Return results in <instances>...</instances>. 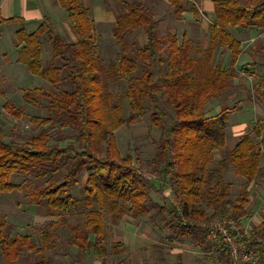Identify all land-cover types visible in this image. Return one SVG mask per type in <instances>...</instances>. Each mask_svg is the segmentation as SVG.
<instances>
[{"label": "trees", "instance_id": "16d2710c", "mask_svg": "<svg viewBox=\"0 0 264 264\" xmlns=\"http://www.w3.org/2000/svg\"><path fill=\"white\" fill-rule=\"evenodd\" d=\"M58 2L67 15L75 42H65L46 20L37 32L31 34L21 28L15 32L16 46L21 47L17 63L51 86L60 84L64 74L71 90L56 94L44 87L20 89L24 104L39 108L41 101L45 100L49 111L57 118L32 117L31 123L42 129L26 142H6L0 127V193L19 188L11 182L12 175H34L44 179L46 185L32 191L31 203L44 205L65 217L73 215L76 210L72 188L86 176L83 202L90 210L85 213L83 228H71V243L79 251L92 252L104 260L107 255L105 221L100 210L105 206L111 209L126 206V211L134 218L150 215V194L160 190L150 177L133 165L131 155H120L114 135L120 127L135 122L152 108V125L162 132L152 163L159 170L162 182L159 188L169 184L173 195L170 209L156 206L164 227L204 253L202 264H228L229 252L225 244L221 240L219 243L209 242L202 226L225 217L233 220L244 232L242 221L250 216L251 186L259 175H264V140L257 141L264 122L243 133L236 145L228 149L225 148L227 116L238 108H224L215 116H207L204 108L225 91L235 77L234 72L229 73L220 64H214L216 48L230 52L231 70L241 54L240 43L227 32V28L257 27L264 30V0H213L214 18L209 25V44L198 58L191 57L193 48L188 40L179 43L175 35L159 36L157 22L141 2L124 3L125 13L117 18L112 30L122 54L117 64H110L108 68L96 54L92 22L86 9L79 0ZM169 3L175 15L185 13L183 0H169ZM4 23L21 24L22 20H0V24ZM142 27L147 36L146 44L132 49L126 36L129 31ZM42 34L48 38L53 58L60 65L43 67ZM138 63L143 68L140 76L136 75ZM163 64L165 73L154 80L157 65ZM262 67L263 74L254 78L251 89L260 100H264V63ZM240 71L244 77H249L247 66H242ZM112 76L127 84L128 118H123L120 105L105 88V82ZM160 98L174 112L169 124L165 121L168 114ZM3 110L17 119L22 116V112L10 102L3 105ZM53 120L60 128L77 132L81 152L72 146L61 148L49 144L50 136L44 127ZM216 151L220 152L218 159H215ZM66 165H69L68 172L57 183L52 175ZM231 170L245 180L233 200L230 198L231 185L224 179ZM95 207L99 211L92 210ZM165 214L169 215V220L165 219ZM59 222L66 224L64 218ZM5 228L6 222L0 221V264H14L25 251L43 252L51 244L52 233L48 229L43 231L41 247H38L31 236H10L5 234ZM233 236L237 237L236 234ZM235 239L254 251L256 264H264V216L245 236ZM121 248L122 244L117 243L113 250ZM31 264L51 263L41 259Z\"/></svg>", "mask_w": 264, "mask_h": 264}, {"label": "rangeland", "instance_id": "374dc122", "mask_svg": "<svg viewBox=\"0 0 264 264\" xmlns=\"http://www.w3.org/2000/svg\"><path fill=\"white\" fill-rule=\"evenodd\" d=\"M142 4L148 8L146 6L148 4L147 2ZM148 10L156 21L152 11L150 9ZM158 16L161 15L158 14ZM166 20L167 16L163 21L165 22ZM164 22L160 28L157 25L159 36L166 37L168 34H172L177 37L180 43L182 35H185L192 41L193 51L191 57L198 58L203 55L201 52L207 48L209 42L208 30H206V33L203 30H196L189 34L188 29L184 26V21L179 18L178 23H172L175 26L168 28H165L166 25ZM1 30H5L9 35L8 37L14 40V26H6L1 28ZM94 31L97 34L95 36L97 56L104 61L105 68H108L110 64L116 65L119 56L122 54L120 44L116 42L112 32L110 33L109 30L101 29L100 27L94 29ZM59 36L65 42H70L68 34L62 32V36ZM4 37H2V42L7 47V39ZM126 40L132 49L142 48L147 41L144 28L129 31ZM40 42L43 67L47 65H60L59 61L53 58L51 45L46 35L44 42H42V39ZM11 53L12 51L7 55L8 61L5 62V59H0V92H6L8 101L22 112V116L19 119L14 118L3 110V106H1L0 127L4 132L6 142H26L32 136H36L42 129L41 126H34L31 123L30 119L32 117H51L55 119L57 116L49 111L48 103L45 100L41 101L39 108L24 104L22 94L19 91L20 88L33 89L35 87H44L56 94H63L64 92H69L71 86L65 79L64 74H62L63 80L60 84L56 86L47 84L43 79L31 75L24 66L20 64L16 66L14 58L13 61H10L9 58L15 56L14 54L13 56L10 55ZM163 56H166V54L164 53ZM227 56L230 57L228 50L216 48L214 64H220L229 73L234 72L235 77L225 91L205 106L204 111L207 116H215L220 114L224 108H238L236 112L230 113L227 116L225 148L230 149L236 145L239 136L250 131L255 124L259 123L260 119L264 122V103L252 93L251 89L254 83L252 82L251 86L245 83L249 79L244 77L240 71L241 67L245 65L236 68L235 64L234 69L231 70L229 63H226ZM243 56V59H240V64L243 62L249 63L250 60L253 62L258 61V56L262 55L259 52L251 51L243 53ZM10 65H13L12 69L8 68ZM142 70V66L138 63L136 75L140 76ZM165 70V64L157 65L154 80L161 78ZM105 83L106 90L114 97L115 103L120 105L123 118H128L130 113L128 110L129 100L126 97V82L120 81L115 76H112ZM160 102L168 114L165 121L169 124L173 119L174 112L170 106L164 104L162 98H160ZM251 103L253 106L255 105L252 109L248 107ZM152 113L153 109L149 108L143 117H139L129 125H123L114 132L120 155H131L133 165L142 174L150 177L156 187L160 189L159 193L151 192L150 194L149 206L150 208L152 207L150 215L134 218L126 211V206H120L119 209H111L108 206L102 208L100 211L105 221L104 245L107 251L106 257L102 260L95 257L92 252L79 251L71 243V228L77 226L83 228L85 213L87 210H90L86 208L83 202L85 196L83 188L86 176L81 177L79 183L71 191L72 197L76 199V210L74 214L63 217L44 205L37 206L31 203L30 195L32 191L37 187H44L46 185L44 179L34 175L14 174L11 177V182L18 185L19 188L10 193H0V221L4 220L6 222L5 234L10 236L15 234L29 235L34 239L37 246L41 247L43 231L48 229L52 233L51 244L47 249L43 252L25 251L14 264H31L41 259L48 260L51 264H202L205 258L204 253L192 248L188 240L166 229L164 227V221L161 218L162 215L159 214L156 208V206H160L165 207L167 210L170 209L173 195L169 184L159 188L160 184H162L161 178L158 175L159 170L152 163L155 158L156 144L162 136L160 128L152 125ZM44 128L50 136L49 144L51 146H59L61 148L72 146L77 152H81V148L76 139L77 132L74 129L60 128L58 124L54 123V120ZM263 132L257 141L264 140ZM214 154L215 159L220 157L219 151H216ZM262 164L264 165V159ZM68 169L69 165L62 166L57 173L52 175L57 183L62 181ZM224 179L231 185L230 198L233 200L242 190L245 180L235 176L232 170L225 174ZM262 183H264V179ZM254 199V196L252 199L250 198L251 203L248 205L249 212L252 210ZM92 210L99 211V208L95 207ZM262 211H264V207ZM164 216L165 219L169 220L170 217L168 214ZM62 218L65 219L66 224L59 222ZM253 224H255L253 219H244L242 221V229L248 231ZM246 231L243 234H246ZM237 233L241 234V236L236 235L237 237L235 238L240 239L245 236L238 227ZM92 238L93 236H90V239ZM207 240L209 241L208 238ZM117 243L122 244L121 250H113V247ZM0 263H2L1 256Z\"/></svg>", "mask_w": 264, "mask_h": 264}, {"label": "crops", "instance_id": "0c3cea01", "mask_svg": "<svg viewBox=\"0 0 264 264\" xmlns=\"http://www.w3.org/2000/svg\"><path fill=\"white\" fill-rule=\"evenodd\" d=\"M134 1L148 3L146 5L148 7L147 9L152 11L154 18L157 21L158 28H160L161 24L164 22L163 20H165V17L167 16V20L164 22L166 25L165 28L175 26L172 23H178L179 18L184 21V26L188 29L187 31H189V34L196 30H203V32L206 33V30L209 32V25L212 23L214 18L213 0H183V6L186 11L180 17L173 13L169 0H79L80 4L86 9L88 17L92 22L94 36H97L94 29L100 27L101 29L109 30L111 33L116 25L117 18L125 13L123 4ZM158 14L161 16H158ZM12 19L22 20V23L0 24V59H5V62L8 61V53L12 51L10 55L13 56L14 54L15 56L10 57L9 60L13 61L14 58V63L18 66L19 63H17V56L21 48L16 46L15 33L14 40H12L8 37L9 35L5 30H1V28L6 26H14V32L23 28L27 34H31L37 32L42 22L46 20L48 22V26L57 34L61 36L62 32H64V34H68L70 39V42L68 43L75 42V37L70 31L67 15L60 7L58 0H0V20L9 21ZM227 32L240 43L241 54L237 59L236 68H239L242 65L248 66V69L250 68L249 77H247L250 81L247 80L249 83L247 81L245 83L248 86H251V83H254L255 81L254 78L263 74L264 30L257 27L240 29L238 27L229 26L227 28ZM2 37L7 39V47L4 46ZM44 38L45 34H42L40 36V40L42 39V42H44ZM183 40H188L192 45V41L185 35H182L180 43ZM251 51L257 53L259 52L262 56H258V61L253 62L250 60L249 63L243 62L240 64V59H243L244 57L243 53ZM229 61L230 57L227 56L226 63H229ZM12 67L13 65L8 66L10 69H12ZM5 93L6 92L4 91L0 92V107L6 102H9L7 99L8 96ZM262 101L264 103V100ZM248 107L252 109L255 105L253 106L251 103ZM261 121L262 120L260 119L259 122ZM263 179L264 175H259L251 186L250 198L252 199L254 196L255 199L252 204L253 206L250 211L249 218L253 219L255 224H259L264 216V211H262V208L264 207Z\"/></svg>", "mask_w": 264, "mask_h": 264}, {"label": "built area", "instance_id": "2783aa9c", "mask_svg": "<svg viewBox=\"0 0 264 264\" xmlns=\"http://www.w3.org/2000/svg\"><path fill=\"white\" fill-rule=\"evenodd\" d=\"M203 229L207 231V238L211 243H219L220 240L224 242L229 252L228 264H256L254 251L248 250L245 244L238 243L234 238V234L237 236L241 234L237 233V226L233 220L223 217L208 226H203Z\"/></svg>", "mask_w": 264, "mask_h": 264}]
</instances>
